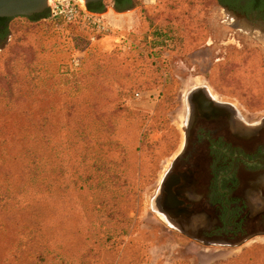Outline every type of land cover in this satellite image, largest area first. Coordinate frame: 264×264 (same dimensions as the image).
Segmentation results:
<instances>
[{
    "label": "rangeland",
    "instance_id": "374dc122",
    "mask_svg": "<svg viewBox=\"0 0 264 264\" xmlns=\"http://www.w3.org/2000/svg\"><path fill=\"white\" fill-rule=\"evenodd\" d=\"M73 1L81 12L71 21L51 16L49 7L47 17L8 21L0 137L46 133L52 160L63 153L72 163L87 153L84 165L73 166L94 171L110 161L122 178L87 211L37 225L32 245L67 232L69 264H264V230L241 245L243 238L207 243L170 227L158 207L185 140L184 91L204 89L247 120L264 121V12L245 10L249 0H135L124 11L105 0L101 13ZM87 195L81 202L92 200ZM48 208L41 201L29 209L42 220L52 215ZM52 257L41 264H59ZM31 263L25 251L22 264Z\"/></svg>",
    "mask_w": 264,
    "mask_h": 264
},
{
    "label": "flooded vegetation",
    "instance_id": "af4514ba",
    "mask_svg": "<svg viewBox=\"0 0 264 264\" xmlns=\"http://www.w3.org/2000/svg\"><path fill=\"white\" fill-rule=\"evenodd\" d=\"M183 98L185 140L162 181L159 211L199 241L241 240L264 213V121L198 87Z\"/></svg>",
    "mask_w": 264,
    "mask_h": 264
},
{
    "label": "trees",
    "instance_id": "16d2710c",
    "mask_svg": "<svg viewBox=\"0 0 264 264\" xmlns=\"http://www.w3.org/2000/svg\"><path fill=\"white\" fill-rule=\"evenodd\" d=\"M218 1L230 6L241 2V0ZM113 2L118 11L129 9L136 3L135 0ZM253 7L264 12V0H249L244 9L250 10ZM87 8L90 12L101 13L105 9V0L88 3ZM48 15L49 9H46L26 18L38 20ZM11 19L0 17L2 40L8 34V21ZM51 139L46 133L38 138L0 137V264H22L25 251L32 260L31 264H41V261L51 256L57 259L59 264H69L71 259L67 257L65 251L67 232L43 240L40 248H37L32 245L36 240V226L42 228L46 223L53 224L55 220L62 219V215L67 214V211L80 213L87 211L96 197L109 190L111 184L122 178L110 161L103 163L104 167L97 165L94 171L89 167L83 170L80 166L74 167L73 164H78V160L82 165L86 163L87 153L74 155L72 163L66 161L63 153H57L52 160L49 153ZM83 195L91 196L92 200L81 202ZM41 201L47 203L48 209L52 212L50 217L42 220L38 210L32 209L31 212L29 209L31 203ZM27 210L30 214L26 220H22L19 213ZM261 221L258 230H264V213ZM76 227L75 231L78 233L79 229ZM250 233L252 232L243 234V238ZM235 261L236 258L221 264H234Z\"/></svg>",
    "mask_w": 264,
    "mask_h": 264
},
{
    "label": "water",
    "instance_id": "95a60500",
    "mask_svg": "<svg viewBox=\"0 0 264 264\" xmlns=\"http://www.w3.org/2000/svg\"><path fill=\"white\" fill-rule=\"evenodd\" d=\"M49 0H0V17H28L37 13H41L48 9ZM103 0H85V3L98 2ZM166 185V183H165ZM190 235L187 232H184ZM263 234V232L252 233L251 235L243 238L238 245L247 242L249 239ZM230 244V242H214Z\"/></svg>",
    "mask_w": 264,
    "mask_h": 264
},
{
    "label": "built area",
    "instance_id": "2783aa9c",
    "mask_svg": "<svg viewBox=\"0 0 264 264\" xmlns=\"http://www.w3.org/2000/svg\"><path fill=\"white\" fill-rule=\"evenodd\" d=\"M145 4H155L157 0H142ZM48 7L50 9L51 16L63 17L67 20L76 19L80 12L81 6L73 0H49ZM82 58L77 54L73 59V65L79 66Z\"/></svg>",
    "mask_w": 264,
    "mask_h": 264
},
{
    "label": "bare ground",
    "instance_id": "6f19581e",
    "mask_svg": "<svg viewBox=\"0 0 264 264\" xmlns=\"http://www.w3.org/2000/svg\"><path fill=\"white\" fill-rule=\"evenodd\" d=\"M80 2H82V3H84V0H79ZM202 80V79H201ZM198 83L199 84H201V83H203V81L202 82H200V80L198 81ZM196 85V84H195ZM210 89V88H209Z\"/></svg>",
    "mask_w": 264,
    "mask_h": 264
},
{
    "label": "crops",
    "instance_id": "0c3cea01",
    "mask_svg": "<svg viewBox=\"0 0 264 264\" xmlns=\"http://www.w3.org/2000/svg\"><path fill=\"white\" fill-rule=\"evenodd\" d=\"M115 7V6H114Z\"/></svg>",
    "mask_w": 264,
    "mask_h": 264
}]
</instances>
